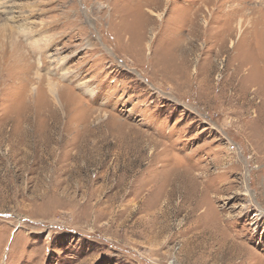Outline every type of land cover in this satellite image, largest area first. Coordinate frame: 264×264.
<instances>
[{"label":"rangeland","instance_id":"obj_1","mask_svg":"<svg viewBox=\"0 0 264 264\" xmlns=\"http://www.w3.org/2000/svg\"><path fill=\"white\" fill-rule=\"evenodd\" d=\"M5 29L0 264H264V0H0Z\"/></svg>","mask_w":264,"mask_h":264},{"label":"bare ground","instance_id":"obj_2","mask_svg":"<svg viewBox=\"0 0 264 264\" xmlns=\"http://www.w3.org/2000/svg\"><path fill=\"white\" fill-rule=\"evenodd\" d=\"M3 27V26H2ZM17 28H18V26H17ZM27 29V26H21V28H20V30L21 31H23V32H26L25 30ZM19 31V30H18ZM13 32V30H11V29H9V30H7V29H5V30H3V32L0 30V44H4V46H7L5 43H10V42H4V40L2 39V38H4V37H6L7 35H9L10 34V36H11V33ZM10 36L8 37V38H10ZM2 37V38H1ZM32 39V38H31ZM13 41V40H12ZM34 43H35V41H34ZM3 46V47H4ZM22 53V52H21ZM34 53V52H33ZM5 56H2V58H4ZM22 58H24V55H23V57ZM5 59H6V57H5ZM4 60V59H3ZM48 88H50L49 89V91L55 96V98H56V89H57V87H56V85L55 84H53L52 82H50L49 81V83H48Z\"/></svg>","mask_w":264,"mask_h":264}]
</instances>
